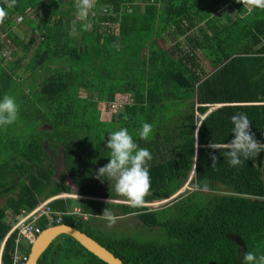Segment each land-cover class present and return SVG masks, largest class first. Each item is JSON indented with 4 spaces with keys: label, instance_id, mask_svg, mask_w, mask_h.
<instances>
[{
    "label": "trees",
    "instance_id": "16d2710c",
    "mask_svg": "<svg viewBox=\"0 0 264 264\" xmlns=\"http://www.w3.org/2000/svg\"><path fill=\"white\" fill-rule=\"evenodd\" d=\"M74 2L16 0L0 24V99L7 94L19 105L17 120L0 126V245L22 212L75 192L96 200L66 197L47 206L63 213L59 224L85 232L124 264H242L245 252L264 254L258 154L233 167L223 147L234 138L230 117L238 112L264 143V9L242 0H96L90 29L77 20L73 36ZM21 24L27 41L13 31ZM118 94L128 101L102 118V106ZM145 122L153 125L147 140L138 135ZM121 127L152 155L151 195L140 208L100 200H126L113 181L95 178L109 161V132ZM186 182L192 190L171 197ZM74 203L89 216L105 207L133 212L157 232L141 241L100 239L67 213ZM36 224L43 230L48 218ZM15 237L5 240L1 264H10ZM17 250L27 254L30 246ZM36 263L107 264L63 233Z\"/></svg>",
    "mask_w": 264,
    "mask_h": 264
},
{
    "label": "clouds",
    "instance_id": "9594fccd",
    "mask_svg": "<svg viewBox=\"0 0 264 264\" xmlns=\"http://www.w3.org/2000/svg\"><path fill=\"white\" fill-rule=\"evenodd\" d=\"M256 8L264 9V0H242ZM16 5V0H3L0 3V24H3L8 12ZM96 6V0H75L74 8L76 19L72 21L69 35L77 34V20L82 23V29H90L89 15ZM114 47L119 45L114 44ZM19 114V105L15 98L5 94L0 99V126H7L14 123ZM233 125L231 132L234 138L223 147L226 152L230 166L236 167L244 163L250 157L256 156L260 151H264V143L255 139V134L251 131V121L246 113L238 112L230 117ZM153 132V125L143 123L139 130L140 139L147 140ZM213 149L219 150V145L211 143ZM105 147L110 149L109 161L96 170L95 178L114 182L115 192L126 198L130 207L140 208L145 204V197L151 195V179L149 172V161L152 155L147 148L140 147L126 127H121L117 131L109 132ZM211 166L216 168L217 157L209 153ZM109 200L105 201L107 204ZM97 219L106 222V226L113 227L122 217L114 214L105 207L101 214L95 215ZM242 264H264V254H256L252 251L245 252Z\"/></svg>",
    "mask_w": 264,
    "mask_h": 264
},
{
    "label": "rangeland",
    "instance_id": "374dc122",
    "mask_svg": "<svg viewBox=\"0 0 264 264\" xmlns=\"http://www.w3.org/2000/svg\"><path fill=\"white\" fill-rule=\"evenodd\" d=\"M13 31L18 35L20 36L21 38H23L24 41H27L29 39V36H30V33L28 31V28L26 26H24L23 24L20 25V27H14L13 28ZM0 32L1 34H5V30H4V27L2 25H0ZM161 44L162 41L160 42ZM166 45V47L168 48L169 47V44L167 43H164ZM2 51V50H1ZM200 59V62L203 66V68L206 70V72H210L211 68L210 66L208 65L207 61L202 57L200 56L199 57ZM128 101V97L125 96V95H121V94H118L116 95L115 97V101L113 104L109 105V106H102V118H106L108 119L111 112L116 108V105H121L123 104L124 102H127ZM262 163L264 164V155H263V158H262ZM62 167V163L59 162V167ZM60 167V168H61ZM58 173V172H57ZM56 177H58V174H56ZM221 187V185H218ZM192 190V187L188 185V182H186L181 189H179L174 195H172L171 197H176L178 196L179 194H183L184 192H186V190ZM73 195H78L76 194L75 192L73 193ZM170 198L168 199H165V200H160V201H152L151 203H147V205H149L148 207H160L162 204H164L167 200H169ZM109 201H115V202H123V203H128L126 200H109ZM44 202V201H43ZM46 202V201H45ZM7 219L8 220H12V216L8 213V216H7ZM127 219H122V220H118L117 223H119V225L117 226V223L115 224V229L114 230H111V228L107 227L109 229V231H99V232H93L95 233V235L97 237H99L100 239H102V237H107L108 235L107 234H110L112 236H122V237H129L133 240H136V241H141V240H145V238H154L151 233H156L157 231H152V232H148L147 229L145 227H141V224L139 222H137V220L135 219H130L128 216H127ZM105 222V221H104ZM128 222H130L128 224ZM105 225L106 223L104 224V226H102V228L104 227L105 228ZM159 232L157 233V237H159Z\"/></svg>",
    "mask_w": 264,
    "mask_h": 264
},
{
    "label": "built area",
    "instance_id": "2783aa9c",
    "mask_svg": "<svg viewBox=\"0 0 264 264\" xmlns=\"http://www.w3.org/2000/svg\"><path fill=\"white\" fill-rule=\"evenodd\" d=\"M47 202L39 203L34 209L27 212H22L20 215L12 221V226L6 237H9L11 233L15 232V246L11 254L10 264H27L28 254H22L17 250V246L20 243L26 246H31L35 238L42 231L36 221L40 219L41 216L48 218V226L59 224L62 221L61 212L53 211L47 206ZM67 213L78 215L84 220L88 219L89 215L82 212L79 208H73Z\"/></svg>",
    "mask_w": 264,
    "mask_h": 264
},
{
    "label": "water",
    "instance_id": "95a60500",
    "mask_svg": "<svg viewBox=\"0 0 264 264\" xmlns=\"http://www.w3.org/2000/svg\"><path fill=\"white\" fill-rule=\"evenodd\" d=\"M62 233L74 238L86 250L107 264H124L120 258L116 257L95 239L78 230L76 227L66 224H55L48 226L37 235L34 242L30 246L27 264H37L36 262L39 255L46 249V247L56 236Z\"/></svg>",
    "mask_w": 264,
    "mask_h": 264
},
{
    "label": "crops",
    "instance_id": "0c3cea01",
    "mask_svg": "<svg viewBox=\"0 0 264 264\" xmlns=\"http://www.w3.org/2000/svg\"><path fill=\"white\" fill-rule=\"evenodd\" d=\"M214 108V106H212L210 109ZM263 155H264V151H260L257 155V162L259 163V165L261 166L262 168V171H263V177H264V164L262 163V158H263ZM66 197H72L73 199H94L96 200L95 198H91L90 196H83V195H73V194H66V193H62V194H59V195H56V196H53V197H50L48 199H46L45 201L48 203L52 200H55V199H58V198H62V199H65ZM100 200H103L104 202L107 201V200H110V199H100ZM44 201V202H45ZM43 203V202H41ZM123 203V202H122ZM73 207L75 208H79L78 204L77 203H74ZM9 213V212H8ZM102 213V212H101ZM118 213H121V212H118ZM89 215V214H88ZM96 215H99V214H96ZM117 216H120L122 217L120 220L122 219H127V216L130 218V219H135L137 220V222H139L141 224V227H142V222L140 221V219L138 217H136V215L133 214V212L131 213H126V214H119ZM10 222V220H8ZM86 224H84L85 228H88L89 229V232H99V231H109V229L107 228V226L105 225V228L102 226H104V224L106 222H104L103 220H100V219H97V217L95 215H91L88 217L87 220H85ZM130 222H128L129 224ZM64 224V223H62ZM68 225V224H66ZM119 225V223H117V226ZM72 226V225H71ZM48 227V226H47ZM45 229V228H44ZM115 229V225L111 228V230H114ZM10 230V229H9ZM9 230L7 231L6 235L4 236L3 238V241L0 245V264H1V254H2V251H3V248H4V245H5V240L8 238L6 237ZM85 233V232H84ZM88 235V234H87ZM57 237V236H56ZM55 237V238H56ZM91 237V236H90ZM98 242V241H97ZM29 255V252L27 253Z\"/></svg>",
    "mask_w": 264,
    "mask_h": 264
}]
</instances>
